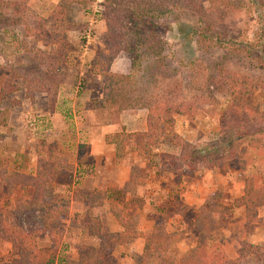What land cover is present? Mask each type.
<instances>
[{"label":"rangeland","instance_id":"obj_1","mask_svg":"<svg viewBox=\"0 0 264 264\" xmlns=\"http://www.w3.org/2000/svg\"><path fill=\"white\" fill-rule=\"evenodd\" d=\"M63 1L5 0L4 3L19 4L20 14L14 17L18 25L13 31L25 37V27L33 30L53 13L58 3ZM105 2H112L111 6L116 9L119 18L116 27L120 26V21L126 22V17L123 20L120 16L123 18L127 8H138L149 3L167 5L173 7L178 16L182 14L184 17L180 25L162 24L158 37L159 42L169 43L175 56L186 64L183 71L174 78H158L152 86L135 90L136 93L125 81L121 82L116 78L125 75L129 66L127 54L120 53L111 65L110 73L114 76L108 80L107 89L102 77L89 76L87 71L92 59L107 53L105 21L107 11L103 6ZM88 4L85 8L73 6L71 10L70 18L75 28L68 33V38L76 49L73 56L77 62L71 67L63 68V76H56L44 66L40 68V79H36L38 83L57 85L53 105H49L46 94L37 92L30 95L26 84L20 83V88L12 95L0 91V160H7L10 172L29 174L35 173L38 161L41 160L42 170L52 176L46 190L47 199L63 197L67 200L68 215L59 225L61 237L59 246L54 249L53 264H66L67 260L77 259L96 244L94 239L84 236L82 217L87 209L86 204L73 199L76 195L86 193L87 179L96 176L97 180L106 179L115 172L116 167L109 158L106 161L102 159L97 163V167H94L91 165L94 164L92 160H88L89 162L86 160L89 157H85L86 148L101 145L97 141L107 133L105 131L124 129L128 132L127 129L129 131L146 129L147 110L144 106L153 99L161 104L169 103L177 108H189L191 113L175 115L173 126L162 123L161 143L139 154L141 157L139 161L133 159L136 149L131 144L126 146L125 152L130 159L127 160L129 168L135 171L138 168L148 169L146 175L156 178L155 181L160 178L158 181L161 184L158 185L161 186V190L149 193L145 188L144 192L150 196L147 199L144 193L142 198L134 199L126 198L122 191H109L107 201L97 211L103 220L105 230L113 229L107 218L109 205H121L124 213L136 217L142 226L144 214L150 211L144 209V206L148 207L149 199V205L154 206V211L159 213L157 223H164L169 231L186 232L187 243L191 245L196 236L193 230L196 209L204 202L210 201L220 204L228 211L227 214L216 215V219L226 223L227 228L217 233L213 241L224 245L227 252L232 250L236 259L239 256L236 251L241 246V241L246 240L260 251L240 260V264H261V259H264V207L258 211V222L251 227L239 222L238 219L244 214L242 205L244 178L264 169L263 156L244 145L239 148V156L235 159L226 158L227 151L219 139V116L230 98L228 94L208 92L203 87L208 65L213 58L202 54L198 44L190 42L188 38L192 22L199 19L201 23L211 25L214 31L232 39L237 38L240 30L248 29L252 25L248 41L254 44L256 39H252V32L256 31L259 24L253 22L254 17L249 19L240 12L222 16L220 11L223 10L217 8L218 5L211 0H94ZM9 7L10 5L4 9L5 17L12 14ZM24 41L28 46L33 45L38 49L41 55L47 56L56 49V46L37 42L34 38H26ZM263 42L261 40L259 43L263 45ZM28 46L27 49L30 51L31 48ZM257 52L261 53V49ZM222 54L224 52L215 53L213 56L219 58ZM32 55L33 51L28 56L34 58ZM38 59L43 61L42 57ZM225 63L227 70L236 78H249L253 81L251 102L260 112H264V67L255 60H229ZM5 70L6 63L0 57V76L5 74ZM178 80L182 82L176 88ZM206 84L207 82L205 86ZM133 86L140 87L134 84ZM105 92L107 98L116 101L117 108L113 111L95 110L92 106L94 99L102 98ZM211 98L216 100L215 104L211 102ZM121 108L122 112L118 114L117 110ZM91 136L94 143L90 141ZM185 143L197 146L205 153L210 151L216 156L205 161L203 158H193L191 149L182 147ZM45 145H55L58 151L75 165V170L55 171L47 159ZM22 195L18 189L10 195L5 190L0 192V214L6 216L12 224L23 221L13 215L12 205L13 201ZM27 220L31 225L35 224L36 214H27L23 222ZM37 245L39 248L52 246L44 234L39 235ZM179 251V246H175L171 252L173 255H179ZM14 257L15 253L10 244L0 242V261H10ZM140 260L141 247L135 244L113 253L112 264H138ZM154 261L160 263L156 259Z\"/></svg>","mask_w":264,"mask_h":264},{"label":"trees","instance_id":"obj_2","mask_svg":"<svg viewBox=\"0 0 264 264\" xmlns=\"http://www.w3.org/2000/svg\"><path fill=\"white\" fill-rule=\"evenodd\" d=\"M93 1L64 0L63 3L60 2L53 13L47 19L42 20V23L37 24L33 30L25 27L26 35L21 37L19 32L13 31V28L18 25L14 17L20 14L19 4L16 2L5 4V0H0V57L6 63L5 74L0 76V91L12 95L18 91L20 83L26 84L30 95L37 92L44 93L49 98V105H53L57 85L50 86L43 82H36V79H40V68L45 66V69L56 76H63L62 69L71 67L77 62L73 56L76 49L68 38V33L75 28L70 18L71 10L73 6L85 8L89 5L88 3ZM211 2L223 10L220 11L222 16L240 12L249 19L254 17L253 22L259 24L256 31L252 32V39H256L254 44H251L252 41H248L252 25L248 29L240 30L237 38L232 39L214 31L211 25H205L199 19L192 22L188 38L190 42L198 44L202 54L213 58L208 65L203 87L208 92L228 94L230 98L219 116V139L227 151L226 158L235 159L239 156V148L246 145L254 152L260 153L264 160V112H260L251 102V89L254 83L249 78H236L227 70L225 63L229 60H255L264 67V42L263 45L259 43L261 40L264 41V0H238L237 2L235 0H211ZM111 3L103 4L107 11L105 15L107 53L92 59L87 71L89 76L102 77L105 89H107L108 80L114 76L113 73H110L111 65L120 53L127 54L129 66L125 75L116 78H119L121 82L125 81L134 91L143 87L149 88L158 78H174L183 71L186 64L182 62L181 58L175 56L169 43L159 42L158 37L162 24L180 25L184 17L182 14L179 13L181 16H178L173 7L149 3L138 8H127L123 18L120 16L123 20L126 17L127 24L125 21H120V26L116 27L119 18ZM9 5L13 17L11 15L4 16V9ZM26 38H34L37 42L52 44L56 46V49L47 56L41 55L42 53H39L33 45L26 44L24 41ZM27 46L31 48V52L33 51L34 58L28 56L31 52ZM256 48L261 49V53H258ZM221 52L224 54L219 58L213 56V54ZM39 57H42L43 61L38 59ZM181 82L182 80H178L176 88L181 85ZM205 82H207L206 86ZM133 84L140 87H135ZM36 87L38 89L34 90ZM211 102L215 104L216 100L211 98ZM92 106L95 110L113 111L114 108H117L116 101L107 98L106 92L102 99L94 100ZM144 108L148 111L144 131L128 133L122 129L120 132L105 137V143L114 147L116 165H119L124 158L126 146L131 144L138 153L156 147L161 143L160 127L162 123L173 126L175 115L191 113L189 108H177L169 103L161 104L154 99ZM121 112L122 108L117 110L118 114ZM45 146L47 159L52 163L55 171L73 170V165L69 163L68 157L61 154L55 145ZM182 147L191 149V157L203 158V161L216 156L210 151L205 153L199 147L187 143ZM40 161H38L34 175H31L10 172L7 160H0V192L5 190L12 193L15 188L23 192V195L14 203L13 215L24 221L27 214H36V223L33 225L28 220L12 224L6 216L0 214V242L9 243L15 253V257L10 261H0V264L54 263V249L59 246L60 242L59 225L62 218L68 215L67 200L63 197L47 199L46 190L52 176L42 170ZM135 181L136 176L132 175L126 186V192L134 194ZM75 199L90 205V209L85 213L83 226L89 236L96 237L99 241L98 246L90 248L85 256L80 257L77 261L67 260L66 264H111L113 262L111 253L116 247L127 246L139 237L145 241L139 264H155L152 262L153 256L165 264H240V260L260 251V249L252 247L253 245L246 240H242L241 246L236 251L239 256L234 259L232 250L227 252L224 250V245L214 242L213 237L227 228V224L218 221L216 215L227 214L228 211L220 204L210 201L204 202L196 209L193 224V230L197 234L196 245L184 254L173 255L172 247L183 240L184 232H168L164 223H158L149 233H139L134 217L125 218L121 209L111 206L110 213L120 226L121 231L105 233L102 231L99 218L93 216L92 209L103 204L106 193L94 190L89 194L76 195ZM242 205L244 214L238 221L251 227L258 222V211L264 207V169L257 170L244 178ZM180 213L182 214L183 210ZM45 232L48 233L52 246L45 249L39 248L37 237ZM261 260V264H264V259Z\"/></svg>","mask_w":264,"mask_h":264},{"label":"crops","instance_id":"obj_3","mask_svg":"<svg viewBox=\"0 0 264 264\" xmlns=\"http://www.w3.org/2000/svg\"><path fill=\"white\" fill-rule=\"evenodd\" d=\"M42 94H44V93H42ZM100 99H102V98H99L98 100H100ZM94 100H96V99H94ZM109 111H111V110H109ZM147 113H148V111H147ZM146 117H147V114H146ZM133 121V119L131 118V122ZM145 129H143L142 131H144ZM121 130H114V131H112V132H110V131H105V132H107V133H105L103 136H101V140L100 141H97V143L99 142V143H101V145L99 144V146L98 147H96V146H93V147H88V148H86V153H84V154H86L85 155V157L86 156H89L86 160H87V162H89L88 160H92V162H94V164H91V165H93L94 167H97V163L99 162V161H101L102 159H105V161L107 160V158H109V160H111L112 161V164H114V166L116 167V170H115V172H113V174L111 175V176H109V177H107L106 179H101V180H97V176L96 177H92V178H90V179H87L88 181V186H87V188H88V190L87 191H85L86 193H82V194H80V195H85V194H89V193H91V192H93L94 190H97V191H102V192H105L106 193V199H105V201L103 202V204L101 205V206H99V207H96V208H93L92 209V214H93V216L94 217H98L99 218V220H100V223H101V227H102V231L103 232H108V233H115V232H120L121 231V228H120V226L117 224V222H116V220H115V218L112 216V214L110 213V207L111 206H116V207H118L119 209H121L122 211H123V216L125 217V218H131V217H134V216H128V215H126L125 213H124V210H123V207L121 206V205H116V204H111V205H109V209H108V220L112 223L111 225L113 226V229L112 230H109V231H106L105 230V225H104V223H103V220H102V218L101 217H99L98 216V214H97V211L99 210V209H101L103 206H104V204H105V202L107 201V199H108V193H110L109 191H122V192H124L125 193V195L127 196L126 198H134V199H136V198H142L143 196H142V194L144 193V194H146L145 192H144V189L145 188H147L148 189V192L149 193H152V192H157V191H159V189L161 190V186H159L158 184L160 183L158 180L160 179V178H158L157 179V181H155L156 180V178H154V177H152L151 175H146V172L148 171V169L147 170H145V169H141V168H138L137 169V171H135V170H131V168H129V166H128V163H127V160L129 159V155L127 156V154H126V152L124 153V158L122 159V161L120 162V164L119 165H116L115 164V152H114V147L112 146V145H108V144H106L105 143V137H106V135H109V134H113V133H117V132H120ZM127 131H128V133H132V132H140V131H135V130H131V131H129V129H127ZM90 139V138H89ZM94 138H92V136H91V139H90V141L92 142V143H94L95 141H92ZM127 148V147H126ZM126 148H125V150H126ZM144 153V152H143ZM139 154H141V153H138L137 151H135V156L133 157V159H135V160H137V161H139L140 159H141V157H140V155ZM84 157V158H85ZM130 160V159H129ZM68 161H69V163L71 164V165H73V170H75V165L73 164V163H71V161L68 159ZM72 170V171H73ZM145 170V171H144ZM62 171H65V170H62ZM72 171H67V172H72ZM15 172V171H14ZM17 172V171H16ZM21 173H25V172H21ZM134 173V174H133ZM25 174H29V173H25ZM31 175H34V174H31ZM132 175H135L136 176V181H135V190H134V194H131V193H128V192H126V186H127V184L130 182V180H131V176ZM161 184V183H160ZM163 184V183H162ZM146 186V187H145ZM156 187L158 188V189H156ZM15 189H18V188H15ZM19 190V189H18ZM20 191V190H19ZM20 192H22V191H20ZM8 193V192H7ZM23 193V192H22ZM9 195H10V193H9ZM146 199L147 198H150V196L148 195V194H146ZM18 199V198H17ZM16 199V200H17ZM15 200V201H16ZM74 201H76V202H83V201H79V200H77V199H73ZM15 201H13V209H14V203H15ZM149 202H150V200L148 199V201H147V205H148V207H145L144 206V209H150V211L148 212H146V214H144V217L142 218V226L140 225V222L138 221V219L136 218V217H134L135 218V220H136V222H137V232H139V233H149L152 229H153V227L156 225V224H158L157 223V220L159 219V213L155 210L154 211V206H150L149 205ZM84 204H86L85 202H83ZM176 204H177V202H176ZM86 206H87V209H86V211L88 210V209H90V205L89 204H86ZM157 206H159L158 204H157ZM68 209V208H67ZM86 211H85V213H86ZM85 213H84V215H83V217H82V227H83V229H84V232H85V234H84V236H85V238H90V239H94L95 241H96V244L94 245V246H92V247H90V248H93V247H97L98 246V238H96V237H93V236H89L88 234H87V230L84 228V226H83V220H84V217H85ZM180 214V213H179ZM140 218L142 217V216H139ZM64 218V217H63ZM62 218V219H63ZM156 218H158V219H156ZM165 225V224H164ZM165 228H166V230L168 231V232H176V231H169L168 230V228H167V226L165 225ZM178 231V230H177ZM183 232V231H182ZM41 234H44V235H46L47 236V239L50 241V237H49V235H48V233L47 232H45V233H41ZM195 241L190 245V243L188 244L187 242V233L186 232H184V238H183V240H181L180 242H178V243H176L175 245H173V247H175V246H179V248H180V253H179V255L180 254H184V253H186L189 249H191V248H193L195 245H196V241H197V234L195 233ZM61 237V236H60ZM39 238V236L37 237V239ZM51 242V241H50ZM1 243H5V242H1ZM52 244V243H51ZM139 245L140 247H141V258H142V254H143V250H144V247H145V241H144V239L143 238H136V239H134L133 241H131V243H129L127 246H118V247H116L113 251H112V253H111V257L113 258V253H115L116 251H118L119 249H128V248H130L132 245ZM11 246V245H10ZM172 247V248H173ZM45 248H49V247H44V249ZM89 248V249H90ZM88 249V250H89ZM88 250L86 251V252H84L82 255H80L77 259H73V261H77V260H79V258L80 257H83V256H85L86 255V253L88 252ZM154 259H156L157 261H160V263H156L155 261H154ZM70 260H72V259H70ZM141 261V260H140ZM140 261H139V263H140ZM152 262H154L155 264H165L164 262H162L161 260H159L156 256H153L152 257ZM113 263V262H112ZM111 263V264H112ZM138 263V264H139Z\"/></svg>","mask_w":264,"mask_h":264}]
</instances>
